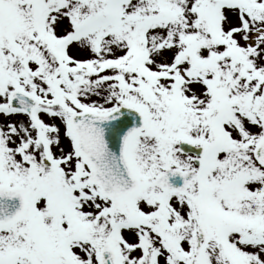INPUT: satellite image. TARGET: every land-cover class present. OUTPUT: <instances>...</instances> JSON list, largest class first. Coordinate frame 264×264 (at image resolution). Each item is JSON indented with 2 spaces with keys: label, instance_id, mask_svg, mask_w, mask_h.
Listing matches in <instances>:
<instances>
[{
  "label": "snow or ice",
  "instance_id": "1",
  "mask_svg": "<svg viewBox=\"0 0 264 264\" xmlns=\"http://www.w3.org/2000/svg\"><path fill=\"white\" fill-rule=\"evenodd\" d=\"M0 264H264V0H0Z\"/></svg>",
  "mask_w": 264,
  "mask_h": 264
}]
</instances>
